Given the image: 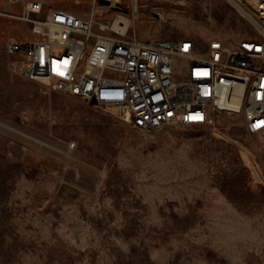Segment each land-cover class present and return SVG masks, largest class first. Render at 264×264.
I'll return each mask as SVG.
<instances>
[{
  "label": "rangeland",
  "instance_id": "374dc122",
  "mask_svg": "<svg viewBox=\"0 0 264 264\" xmlns=\"http://www.w3.org/2000/svg\"><path fill=\"white\" fill-rule=\"evenodd\" d=\"M27 1L0 0V264H264V185L252 179L264 133L225 113L136 128L22 76L6 51L10 38H43L53 8H96L99 23L128 17L126 35L201 47L232 45L254 23L229 0H41L30 15Z\"/></svg>",
  "mask_w": 264,
  "mask_h": 264
},
{
  "label": "built area",
  "instance_id": "2783aa9c",
  "mask_svg": "<svg viewBox=\"0 0 264 264\" xmlns=\"http://www.w3.org/2000/svg\"><path fill=\"white\" fill-rule=\"evenodd\" d=\"M237 1L259 12L260 24L232 45L219 38L205 47L190 37L140 39L99 23L93 11L53 8L42 21L43 38H10L6 51L22 57V76L89 104L95 98L91 105L99 109L116 107L136 128L209 124L225 113L241 115L249 133H264V0ZM43 6L29 0L25 14ZM261 171L255 184L264 185Z\"/></svg>",
  "mask_w": 264,
  "mask_h": 264
},
{
  "label": "bare ground",
  "instance_id": "6f19581e",
  "mask_svg": "<svg viewBox=\"0 0 264 264\" xmlns=\"http://www.w3.org/2000/svg\"><path fill=\"white\" fill-rule=\"evenodd\" d=\"M98 0H96L97 3ZM108 2V3H113L115 4V7H119V4L122 3L125 5V0H99L98 2ZM232 4H234L236 6V8L238 9V11L244 15L246 18H248L251 22L255 23V24H260V21L258 19V17L253 14L251 12V10L248 9V7L242 3H240L237 0H229ZM250 1H254V0H250ZM79 3V2H78ZM135 8L138 9V1L135 0L134 2ZM115 7L113 6L111 9H115ZM93 9V8H92ZM94 13H98L96 11V8H94L93 10ZM131 24V20L126 17V16H118L117 18H115V21L113 23V27L112 30H117L118 32L125 34L127 32V30L129 29V26ZM119 114V110L116 107H113Z\"/></svg>",
  "mask_w": 264,
  "mask_h": 264
},
{
  "label": "water",
  "instance_id": "95a60500",
  "mask_svg": "<svg viewBox=\"0 0 264 264\" xmlns=\"http://www.w3.org/2000/svg\"><path fill=\"white\" fill-rule=\"evenodd\" d=\"M90 103L91 104H96V99L95 98L91 99Z\"/></svg>",
  "mask_w": 264,
  "mask_h": 264
}]
</instances>
